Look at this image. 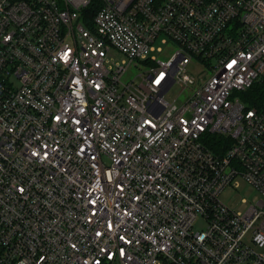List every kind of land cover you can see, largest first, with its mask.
<instances>
[{
  "label": "built area",
  "instance_id": "obj_1",
  "mask_svg": "<svg viewBox=\"0 0 264 264\" xmlns=\"http://www.w3.org/2000/svg\"><path fill=\"white\" fill-rule=\"evenodd\" d=\"M255 83L264 0H0V264H264Z\"/></svg>",
  "mask_w": 264,
  "mask_h": 264
},
{
  "label": "rangeland",
  "instance_id": "obj_2",
  "mask_svg": "<svg viewBox=\"0 0 264 264\" xmlns=\"http://www.w3.org/2000/svg\"><path fill=\"white\" fill-rule=\"evenodd\" d=\"M123 56L120 53H114L115 61H119ZM163 58V56H160ZM141 69L130 68L129 75L126 77H133L135 74L141 72ZM178 88L173 90V94L178 92ZM219 198L222 202L227 204L235 212L243 213L247 208V205L257 200L258 194L254 188L248 185L243 179H236L232 184L226 186L220 193ZM244 201V202H243ZM204 227L202 220H197L194 224V230L199 231Z\"/></svg>",
  "mask_w": 264,
  "mask_h": 264
},
{
  "label": "trees",
  "instance_id": "obj_3",
  "mask_svg": "<svg viewBox=\"0 0 264 264\" xmlns=\"http://www.w3.org/2000/svg\"><path fill=\"white\" fill-rule=\"evenodd\" d=\"M262 88L264 90V84L255 83L250 90H248L246 93L250 95V100L248 104L250 106H258L262 104L264 101V91H262ZM205 138V137H204ZM221 140H223L220 136H206L205 143L214 151L219 152L218 145L221 143Z\"/></svg>",
  "mask_w": 264,
  "mask_h": 264
},
{
  "label": "snow or ice",
  "instance_id": "obj_4",
  "mask_svg": "<svg viewBox=\"0 0 264 264\" xmlns=\"http://www.w3.org/2000/svg\"><path fill=\"white\" fill-rule=\"evenodd\" d=\"M233 63H235V62H233ZM229 67H231V65H229ZM163 75H164V74L161 73V77H162ZM157 83H159V80H157Z\"/></svg>",
  "mask_w": 264,
  "mask_h": 264
}]
</instances>
